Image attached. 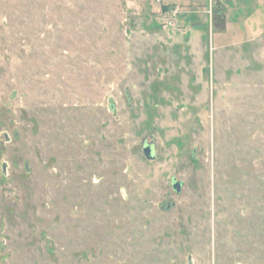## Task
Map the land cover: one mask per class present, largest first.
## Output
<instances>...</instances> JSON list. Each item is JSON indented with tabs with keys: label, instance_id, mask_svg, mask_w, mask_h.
Segmentation results:
<instances>
[{
	"label": "rangeland",
	"instance_id": "obj_1",
	"mask_svg": "<svg viewBox=\"0 0 264 264\" xmlns=\"http://www.w3.org/2000/svg\"><path fill=\"white\" fill-rule=\"evenodd\" d=\"M0 264H264V0H0Z\"/></svg>",
	"mask_w": 264,
	"mask_h": 264
},
{
	"label": "water",
	"instance_id": "obj_2",
	"mask_svg": "<svg viewBox=\"0 0 264 264\" xmlns=\"http://www.w3.org/2000/svg\"><path fill=\"white\" fill-rule=\"evenodd\" d=\"M143 151L149 159H153L155 157V152H154L155 151V144H154V142H148L147 140H145ZM175 187L177 188V190H180L181 189V183L176 182Z\"/></svg>",
	"mask_w": 264,
	"mask_h": 264
}]
</instances>
